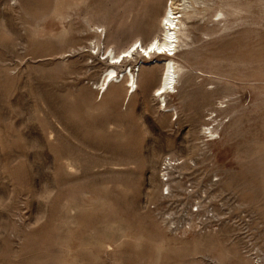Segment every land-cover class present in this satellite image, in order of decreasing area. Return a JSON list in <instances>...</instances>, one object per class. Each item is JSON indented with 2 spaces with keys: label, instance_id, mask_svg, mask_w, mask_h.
Here are the masks:
<instances>
[{
  "label": "rangeland",
  "instance_id": "obj_1",
  "mask_svg": "<svg viewBox=\"0 0 264 264\" xmlns=\"http://www.w3.org/2000/svg\"><path fill=\"white\" fill-rule=\"evenodd\" d=\"M110 1L0 0V264H264V0L226 32L192 24L172 58L136 49L116 69L147 66L127 98L99 91L110 49L89 50L87 21L121 35L118 47L135 26L145 43L170 0ZM127 2L155 8L127 17ZM169 59L185 66L166 101L177 115L152 90ZM166 156L198 160L191 177L218 228L161 226L152 206Z\"/></svg>",
  "mask_w": 264,
  "mask_h": 264
},
{
  "label": "bare ground",
  "instance_id": "obj_2",
  "mask_svg": "<svg viewBox=\"0 0 264 264\" xmlns=\"http://www.w3.org/2000/svg\"><path fill=\"white\" fill-rule=\"evenodd\" d=\"M111 1H114V0H111ZM105 2L103 1V3ZM254 2L255 0H170V4L168 6L166 5L163 7L160 6L158 10V15L155 20L157 30H158L157 33L154 34L147 42L143 43L141 39L139 38L141 36V34L139 33L140 29L137 26H135L133 30H135L137 34L136 35L134 34V36L130 37L128 40L122 39L124 43L127 45V47L125 44H124L125 47L123 45L121 47H118L117 43L120 41L121 35L119 36L116 35L114 38H111L112 36L107 37L108 32H106L107 29H106L105 24L100 23L98 19L95 22H90L88 18L87 19L88 27L90 28V30L94 29L92 32L93 36L89 40L91 42L89 43L91 44L92 48L91 46H89L88 47L89 50L90 49H92V51L97 50V52L99 53V51H102L100 50V45L102 46L106 45L107 48L111 50V51L110 50L108 51L110 52L109 57H110L111 65L108 62V66H106L105 69L103 70V73H106V75L104 76V78H102L103 80L101 84L98 86L99 91L106 90L102 95V96H105L108 93H110L112 88L119 87L120 90L125 93V98H127L129 94H130V97L136 94L138 90L137 82H138L139 75L147 67L146 65L139 67L138 71H135L132 69H130V71L128 70L124 75H122L123 76L122 80L120 81L118 85L116 84L117 82L114 81V78L116 79L119 78V74L116 69L122 66L121 63L124 62V60L126 59V57H128V55L131 56L130 57L131 59L133 57L134 51L138 49V48H136L135 50L131 49L132 50L131 53L128 52V50L134 44L136 43L141 44L139 47L140 49H142L141 53L143 54V57H150L151 54L153 55L156 54L160 56L165 55L169 58H172V56H174L175 54L177 46L178 47L181 46L180 44H178L179 43L178 35L180 34L185 38H189L190 31L189 30L186 31V29L193 27L194 25L192 24H196L199 22H203V23L206 22L207 25L211 24L213 27H215L218 32L219 31L226 32L230 28V24L232 23L230 18L231 17L235 18L238 15H240L242 12H248L249 8L252 6V3ZM111 3L114 4V2H111ZM107 7H108V4H107ZM122 8L124 9L127 17H130L131 14L134 13L135 18H136L138 15H145V16L148 15L150 9L152 11V9H154L155 6L153 4L151 5V3H147L141 6L140 4H134V3L130 4L129 2H127L125 3V5L122 6ZM142 18H144V16ZM214 18L216 19L214 20ZM97 21L99 22L97 23ZM118 22L120 23V21ZM206 26L205 28H207ZM99 28H101L102 30L101 32L98 33ZM204 34L207 37L211 35V33H208V32H205ZM102 38H103V41H102ZM187 45L188 46L194 45V41L191 39V42L189 44H186V46ZM102 49L104 48L102 47ZM125 52H128L127 56L124 55ZM120 54H122L121 55L122 60L119 63L120 66L115 65V60L116 58H118ZM169 54H172V55H169ZM88 58H91V56H88ZM157 68L160 71V79H159L158 84L155 87H153L152 90L156 88L155 92L158 93L157 95L158 98L162 99V96H163L162 103L165 105L163 107L164 109H169L166 112L174 113L175 115H177V110L175 109L176 107H174L173 105H170V103L167 104L166 101H167L168 95L170 94L172 95V93L176 91L177 84L183 78L182 73L184 71L185 66L177 64L175 61L169 59V61H164L163 65L157 66ZM183 83L185 84L186 81H184ZM177 94L179 95V91H177L175 95ZM172 97H176V96H172ZM158 107L160 108V105ZM214 112L215 111L211 110L210 115H213ZM211 120H212L211 122H216L217 121L216 115L214 119L212 118ZM202 129L204 131H208L210 136H213V135L215 136V134L217 133L216 131L211 130L208 127V124H203ZM193 243L194 245H196L195 248H197L199 245H202L199 240H195Z\"/></svg>",
  "mask_w": 264,
  "mask_h": 264
},
{
  "label": "built area",
  "instance_id": "obj_3",
  "mask_svg": "<svg viewBox=\"0 0 264 264\" xmlns=\"http://www.w3.org/2000/svg\"><path fill=\"white\" fill-rule=\"evenodd\" d=\"M201 138L202 143H205L209 136ZM212 139L217 140L218 137L213 136ZM196 160L194 158L186 163L180 158L166 156L161 163V203L159 206H152V209L156 212L161 226L170 233L204 234L218 228L222 223L217 207L203 196L205 191L199 193L195 179L191 177V174L198 170ZM247 222L248 219H244V224ZM244 234H247L246 230ZM246 236L250 238L248 234ZM257 249L254 248L251 252L253 259H259L258 253L254 252Z\"/></svg>",
  "mask_w": 264,
  "mask_h": 264
}]
</instances>
